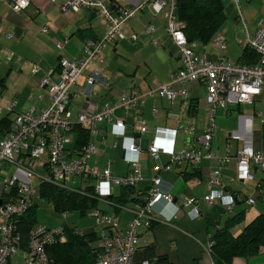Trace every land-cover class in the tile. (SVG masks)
Wrapping results in <instances>:
<instances>
[{"label": "crops", "instance_id": "crops-1", "mask_svg": "<svg viewBox=\"0 0 264 264\" xmlns=\"http://www.w3.org/2000/svg\"><path fill=\"white\" fill-rule=\"evenodd\" d=\"M63 1L32 0L25 9L14 12L7 2L0 0L3 26L0 31V137L11 129L16 113H24L32 108L38 110L49 105V97L43 88H39L38 82L48 73H51L53 81L58 79V62L61 58L79 59L85 39H101L106 33V22L97 10L83 8L75 13H62L59 7ZM138 1L141 0H120L119 3L125 5ZM222 1L226 20L218 32L226 37L225 51L218 49L213 38L207 43L196 41L197 51L209 60H215L218 55L223 54L231 60L239 61L245 54L247 39L254 34L257 21L264 15V0H241V15L232 2ZM164 10L155 12L147 7L139 11L122 26L123 38L106 44L100 70L108 84H94L92 92L87 95L83 73L70 88L69 110L74 129L67 150L71 154L75 155L79 148L78 131L75 129L79 113H98L105 105L117 101L130 88L146 93L172 81L171 75L181 66V61L176 45L166 33ZM227 22L230 26L224 28ZM148 25L153 30L145 33L144 29ZM42 27H47L48 31L42 33ZM9 31L13 32L10 37L6 36ZM133 35H136L135 39H132ZM231 40L235 42V48H232L234 57L229 55L227 48ZM57 43H61L62 47H58ZM8 52H13L11 60L6 58ZM91 64L96 65L94 62ZM34 65L39 68L37 72H32ZM172 87L176 89L178 84L173 83ZM207 96L206 85L201 81L191 80L185 84V95L178 97L173 103L157 95H144L132 108L116 106L110 117L111 121L104 120L99 125L93 139L97 153L91 156L89 164L109 168L112 174L121 177L130 173L128 161L136 158L127 149L132 138H137L140 148L139 165L143 178L133 186L123 205L115 204L121 195V186L110 187V200H98L96 209L114 214L120 228L124 229L134 217L133 209L137 201L132 199H137L149 189L156 176L154 165L159 163L169 166L168 170L159 172L160 187L173 196V201L162 198L153 205L155 220L150 228L141 227L138 231L140 242L134 245L135 261L146 259L156 263L163 258L157 264H216L211 248H207L215 230L228 217L237 213H243L244 219L239 223L242 228L256 215L264 214V198H257L258 186L264 182V171L250 166L251 178L242 180L237 174L236 160V154L244 144V136L249 138L254 151H264V88L254 96L251 103L229 104L216 110L217 132L210 150L215 156L230 157L225 166L208 158H203L199 164L187 161L176 163L165 152L153 157L148 151L154 143L160 149L173 147L176 152L193 148L204 156L206 149L200 137L207 129ZM12 104V111L5 109ZM243 116L245 118L240 123V117ZM116 119L122 120L124 125L121 136L113 135V122ZM142 121L146 124L147 131L140 134ZM237 130L241 136L234 138L233 133ZM10 168L14 169V166L2 164L0 178L8 176L6 172ZM38 170L42 171V168ZM214 171L219 172L221 188L225 194L239 196L241 200L230 210L225 207L224 201L212 205L199 202V214L194 215L191 208L182 205L183 196L201 199L207 193L209 176ZM81 180L79 186H75L74 181L72 186L92 189L94 181ZM6 194L0 185V198ZM247 198L255 199V203L247 204L243 201ZM0 201L2 202L1 199ZM36 204L38 205L37 202ZM93 210L88 214L92 215ZM70 213L72 212L67 213V216ZM62 214L63 212L60 213L62 218L66 219L67 216L63 217ZM78 214L82 216L79 212ZM94 224L97 225L96 222ZM65 225L73 227L79 233L94 232L97 240L91 245L102 249L101 232L109 235L104 227L100 231H89L62 223V226ZM60 239L64 237L61 235ZM18 252H21L19 258L16 256ZM27 256V247L24 249L19 246L9 263L24 264ZM262 261L264 249L247 259L236 258L232 264H258Z\"/></svg>", "mask_w": 264, "mask_h": 264}, {"label": "built area", "instance_id": "built-area-1", "mask_svg": "<svg viewBox=\"0 0 264 264\" xmlns=\"http://www.w3.org/2000/svg\"><path fill=\"white\" fill-rule=\"evenodd\" d=\"M9 4L14 12L25 9L32 0H27L26 6H19V0H2ZM239 9L240 0H229ZM120 0H113V8L108 0H64L60 5L62 13H75L81 9H95L106 22V33L101 39H85L83 42L82 55L77 60L61 58L58 62V79L53 81L51 73L43 76L39 82V88H43L49 97V105L38 110L32 108L24 113H16L12 119V127L0 137V166L10 164L14 166L13 172L8 176L0 178V185L6 199L0 203V264H10V258L16 253L19 247V237L15 232L16 224L14 218L24 214L32 207L38 199L39 194L31 184V179L42 168L43 176L41 182L55 185L61 188L73 189L69 185L74 183L73 179L79 177L94 181L93 194L99 199L108 200L111 196L110 187L134 186L142 178L139 165L140 148L137 138H132L127 149L136 158L128 161L131 167L130 173L118 177L112 174L109 168H101L89 164L92 155L97 153L93 139L98 132L99 125L104 120L111 121L114 108L121 105L127 109L136 105L144 95L154 97L155 95L173 103L178 97L185 95V84L191 80H198L206 85L208 91V112L207 129L200 137V141L206 149L204 156L200 155L193 148H185L176 152L173 147L160 149L156 144L149 147V153L157 157L160 152L167 153L171 160L176 163L187 161L191 164H199L203 158L217 161L220 166H225L229 156L218 157L210 150L211 142L216 135L217 125L215 123V112L219 107L229 104L251 103L254 96L260 94L264 88V15L257 21L256 30L247 39L246 45L258 55L254 64H240L229 59L223 54L215 60H209L197 51V42L189 41L183 30V22L176 14L175 0H141L131 4H120ZM150 7L155 12L164 10L166 18V33L177 47V54L181 66L173 71L172 81L168 84H161L155 90L141 93L137 88H130L113 104L105 105L98 113L89 114L82 111L77 116V123L86 125L88 128L87 141L76 150L75 155L67 150L74 123L71 120L70 88L75 84L78 77L84 73L86 93L92 92L94 84H108L100 70L102 53L108 42H115L123 38L122 26L135 17L139 11ZM2 18L0 16V31L2 30ZM153 27L148 25L144 32L150 33ZM47 27H42L41 32H47ZM13 32H6L10 37ZM136 35L132 36L135 39ZM213 42L221 52L226 48V37L216 33ZM62 47L61 43H57ZM13 52H8L7 59L11 60ZM94 62L96 65H92ZM39 68L32 66V72ZM178 84L173 88L172 84ZM2 106L0 105V110ZM13 110V104L5 108ZM245 117H240L239 122ZM239 123V124H240ZM122 120L116 119L113 122V135L121 136L123 132ZM147 131L144 121L140 122V134ZM241 135L238 130L233 133L234 138ZM116 143H114L115 145ZM237 174L240 179H250V166L264 171V151H254L250 140L244 136V144L236 154ZM156 176L152 179L151 185L145 194L141 195L136 202L133 212L134 217L122 229L117 218L112 213L102 212L99 209L93 210L96 223L104 227L109 235L101 232L103 253L99 255L96 264H149V260H134V245L140 242L139 229L150 228L154 223L153 205L164 198L169 202L173 196L164 192L161 187L159 172L169 169L168 165L156 163L154 165ZM207 193L201 198L184 197L182 205L191 208V213L198 215V204L203 202L212 205L224 201L225 207L230 210L239 196L225 194L221 188L219 172L210 174ZM11 190V192H10ZM259 191V193H261ZM249 205L255 203V199L247 198ZM63 217L67 212H63ZM64 232V226L48 227L36 224L29 233L28 256L24 264H53L49 259L46 247L54 243ZM212 241L207 243L210 249ZM258 264H264V261Z\"/></svg>", "mask_w": 264, "mask_h": 264}, {"label": "trees", "instance_id": "trees-1", "mask_svg": "<svg viewBox=\"0 0 264 264\" xmlns=\"http://www.w3.org/2000/svg\"><path fill=\"white\" fill-rule=\"evenodd\" d=\"M175 2V14L183 22V30L189 41L207 43L221 29L226 20L222 0H175ZM108 3L112 8L114 7L113 0ZM257 59L256 52L247 46L242 60L236 62L251 65ZM75 129L78 131L77 142L80 147L88 139V128L78 124ZM38 188L40 198L49 202L58 213L79 212L85 216L98 205L99 198L93 194L91 188L73 190L44 182H41ZM132 188L133 186H121V195L117 198V202L114 201L115 204L123 205L127 196L131 194ZM258 190L262 192L257 194V198H264V182L260 183ZM6 195L0 199L4 201ZM139 198L140 196L132 200L139 201ZM107 199L110 200L109 197ZM37 208L38 205L35 203L24 214L14 218L15 232L19 237L21 248L27 247L30 230L37 224ZM243 219L242 212L230 216L212 234L211 251L216 264H232L236 258L247 259L264 249V214L256 215L239 233L233 234L231 229ZM62 236L64 239L59 237L46 247L48 257L53 264H96L99 255L103 253L101 247L91 245L97 240L94 232L79 233L75 232L73 227L65 225ZM147 256L149 258L150 254L148 253ZM162 260L163 258L158 259L157 262ZM157 262L154 263L151 260L149 264H157Z\"/></svg>", "mask_w": 264, "mask_h": 264}, {"label": "rangeland", "instance_id": "rangeland-1", "mask_svg": "<svg viewBox=\"0 0 264 264\" xmlns=\"http://www.w3.org/2000/svg\"><path fill=\"white\" fill-rule=\"evenodd\" d=\"M239 3H240V5H242L241 2H239ZM242 12H243V9H242ZM238 13L240 14L239 9H238ZM229 26H230L229 22L224 24V28L225 27L229 28ZM234 45H235V42L232 40L227 45V48L229 49V53H230L229 55H231L233 57H234L233 53H235L233 50L235 48ZM12 170L13 169L10 168L6 173L10 174L12 172ZM39 175L43 176V172H41L40 170H38L37 174L34 175L31 179V184L33 187L36 188L37 193L39 192L38 186H39V183L41 181ZM81 179L82 178H79V177H75L73 179L74 182L76 183L75 186H79L81 184V181H82ZM69 185H73V183L70 182ZM37 203H38V208H37V223L38 224L46 225L48 227H57V226L62 225V223L66 222L69 225H73V226L77 227L78 229L89 230V231L91 229L99 230L100 228H102L101 225L94 224V222H96V217L93 215V213H92V215L88 214L85 216H80L78 214V212H72V213L68 214L66 219L65 218L63 219L62 216L60 215V213L54 211L53 207L51 206V204L49 202L42 200V199H38ZM109 211H111V208ZM241 228H242L241 224L236 225L233 228V233L234 234L239 233L241 231L240 230ZM20 254H21V252L17 253V255H16L17 258H19Z\"/></svg>", "mask_w": 264, "mask_h": 264}, {"label": "clouds", "instance_id": "clouds-1", "mask_svg": "<svg viewBox=\"0 0 264 264\" xmlns=\"http://www.w3.org/2000/svg\"><path fill=\"white\" fill-rule=\"evenodd\" d=\"M27 0H19V6H26Z\"/></svg>", "mask_w": 264, "mask_h": 264}, {"label": "water", "instance_id": "water-1", "mask_svg": "<svg viewBox=\"0 0 264 264\" xmlns=\"http://www.w3.org/2000/svg\"><path fill=\"white\" fill-rule=\"evenodd\" d=\"M0 203H1V201H0Z\"/></svg>", "mask_w": 264, "mask_h": 264}]
</instances>
